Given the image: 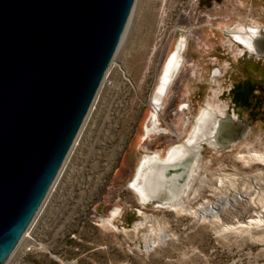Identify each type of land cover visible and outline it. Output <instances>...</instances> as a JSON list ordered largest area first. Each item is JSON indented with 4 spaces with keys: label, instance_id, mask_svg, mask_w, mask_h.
Instances as JSON below:
<instances>
[{
    "label": "rangeland",
    "instance_id": "obj_1",
    "mask_svg": "<svg viewBox=\"0 0 264 264\" xmlns=\"http://www.w3.org/2000/svg\"><path fill=\"white\" fill-rule=\"evenodd\" d=\"M263 22L264 0H136L77 141L7 264H264V226L232 229L256 218L246 194L264 201V164L237 158L264 152V55L241 56L231 36ZM181 44L185 62L155 122V91ZM207 103L249 133L233 148L205 146V186L189 199L205 204V221L172 210L168 194L144 203L129 187L142 158L186 141ZM222 174L236 180L222 184Z\"/></svg>",
    "mask_w": 264,
    "mask_h": 264
},
{
    "label": "water",
    "instance_id": "obj_2",
    "mask_svg": "<svg viewBox=\"0 0 264 264\" xmlns=\"http://www.w3.org/2000/svg\"><path fill=\"white\" fill-rule=\"evenodd\" d=\"M135 3L0 0V264L59 176Z\"/></svg>",
    "mask_w": 264,
    "mask_h": 264
},
{
    "label": "bare ground",
    "instance_id": "obj_3",
    "mask_svg": "<svg viewBox=\"0 0 264 264\" xmlns=\"http://www.w3.org/2000/svg\"><path fill=\"white\" fill-rule=\"evenodd\" d=\"M234 34L245 36L248 39L241 38L242 43L249 48H256L257 40L251 36H260L262 32L260 34V31L255 30V28L240 26L237 33ZM183 50V47H179L164 66L160 83L152 101L155 109L153 115L155 122H158V110L164 105L172 81L181 69ZM210 108L211 112L209 116H206L204 121L201 120V122L197 123L196 129L186 141L171 147L164 157H161L159 154H147L142 158L129 187L144 203H160L162 196L168 194L167 204L172 210L192 214L198 216L201 221H205V204H201L193 209L190 201V198L195 199L205 186V178L200 179L198 174L204 148L206 145L217 150L227 147L233 148L238 141L245 140L249 133L248 127L242 120L225 115V109L216 105H210ZM154 127L157 128L156 124ZM153 131L157 132L154 129L150 132ZM240 132H242L241 135L238 134ZM237 158L238 161L244 162L247 166L251 162L264 164V152L252 150L248 151V154L239 155ZM257 176L260 179L264 178V173L261 172ZM260 179H257L258 183L264 184L263 180ZM220 180L222 184L226 182H231L232 184L236 179L231 174H222ZM197 181H199V187L195 189L194 184ZM244 197H246L251 209L255 210L254 216L256 218L232 229L235 231L239 230L240 232H251L254 227L264 226V201L259 196V193H256L255 198L251 197V194H246ZM256 199L257 202L255 201ZM158 207L163 208L160 205ZM108 222L110 225L112 224L111 220Z\"/></svg>",
    "mask_w": 264,
    "mask_h": 264
},
{
    "label": "flooded vegetation",
    "instance_id": "obj_4",
    "mask_svg": "<svg viewBox=\"0 0 264 264\" xmlns=\"http://www.w3.org/2000/svg\"><path fill=\"white\" fill-rule=\"evenodd\" d=\"M245 26V25H244ZM246 27V26H245ZM260 27V29L258 30V31H260V34H261V32H262V34L260 35V36H251L252 38H254L255 40H261V39H264V26H259ZM252 28H254V27H252ZM232 37L234 36V42L236 43V44H239V45H241V47L243 48V51L244 52H242L241 53V56H243V55H245V53H248V54H251L253 57H255L256 58V56H257V54H262V55H264V53H262V52H260L258 49H256L257 48V45H256V48H249V47H247V45H245L244 43H242V41H241V38H246L245 36H237V35H235V34H232L231 35ZM246 39H248V38H246ZM250 39V38H249ZM257 41H256V43H257ZM179 47H183V63H182V66H181V68L183 67V65H184V62H185V59H184V52H185V45H183V44H181ZM166 64V63H165ZM165 66V65H164ZM164 69V68H163ZM181 70V69H180ZM180 72V71H179ZM211 104V103H210ZM210 104L209 103H207V107L206 108H203L202 110H201V112L199 113V115L197 116V118H196V123H195V125H194V127H193V129H192V131L190 132V134H189V136L192 134V132H194V130L196 129V126H197V123H199V122H201V120L202 121H204L205 120V117L206 116H209V113L211 112V108H210ZM239 104V103H238ZM235 106H237L236 104H234ZM206 114V115H205ZM225 115H228V116H230V117H237V119H239V120H241L240 119V117L239 116H237V115H235V114H233V115H230L228 112H227V110H225ZM199 120V121H198ZM147 133L149 134V132H148V128H147ZM189 138V137H188ZM180 144V143H179ZM178 145V144H177ZM207 146V145H206ZM209 147V146H208ZM212 148V147H211ZM205 149V148H204ZM214 149V148H213ZM215 150H217V149H215Z\"/></svg>",
    "mask_w": 264,
    "mask_h": 264
},
{
    "label": "built area",
    "instance_id": "obj_5",
    "mask_svg": "<svg viewBox=\"0 0 264 264\" xmlns=\"http://www.w3.org/2000/svg\"><path fill=\"white\" fill-rule=\"evenodd\" d=\"M250 27H254L255 28V30H259L260 29V27L259 26H250ZM28 236V235H27ZM29 250H30V248H29Z\"/></svg>",
    "mask_w": 264,
    "mask_h": 264
},
{
    "label": "crops",
    "instance_id": "obj_6",
    "mask_svg": "<svg viewBox=\"0 0 264 264\" xmlns=\"http://www.w3.org/2000/svg\"><path fill=\"white\" fill-rule=\"evenodd\" d=\"M261 25H263V26H264V22H263V24H261Z\"/></svg>",
    "mask_w": 264,
    "mask_h": 264
}]
</instances>
